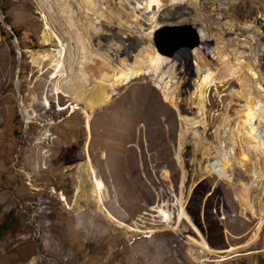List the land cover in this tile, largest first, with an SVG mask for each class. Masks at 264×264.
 <instances>
[{
	"label": "rangeland",
	"instance_id": "374dc122",
	"mask_svg": "<svg viewBox=\"0 0 264 264\" xmlns=\"http://www.w3.org/2000/svg\"><path fill=\"white\" fill-rule=\"evenodd\" d=\"M198 4L197 14L188 9L193 14L186 21L158 29L151 47L168 64L163 72L152 67L147 76L119 88L114 82L107 103L92 112L39 83L45 60L60 57L57 23L70 30L69 13L59 12L54 0H0V264H264V154L248 145L264 146V126L253 130L242 116L244 88L264 78L259 69L254 76L250 64L264 58V0ZM126 10L131 13L129 6ZM85 19L103 32L100 18L85 14ZM72 20L84 33V19L72 15ZM200 25L212 31L214 45L220 41V52L202 47L206 58L233 59V70L239 67L247 82L238 73L219 77L206 89L202 106H195L199 95L194 83L184 85L187 71L179 72L177 57L187 53L188 75L195 77L194 50L207 36ZM111 42L102 38L94 46L107 51ZM139 45L141 50L144 44ZM96 54L92 60L100 64L103 57ZM45 133L47 140L39 143ZM86 147L108 188V208L128 225L137 223L141 232L109 222L91 198L75 202ZM201 159L215 163L217 174L203 175ZM226 161L232 163L230 172ZM258 170L262 178L254 176ZM177 200L216 251L204 262L189 254L200 238L187 222H178ZM159 204L166 205L170 224L153 217L151 209Z\"/></svg>",
	"mask_w": 264,
	"mask_h": 264
},
{
	"label": "bare ground",
	"instance_id": "6f19581e",
	"mask_svg": "<svg viewBox=\"0 0 264 264\" xmlns=\"http://www.w3.org/2000/svg\"><path fill=\"white\" fill-rule=\"evenodd\" d=\"M166 3L167 0H121L120 5H118L114 0H54V4L59 12L67 11L69 13L66 17V23L68 24V28H70V30L66 28V30H64L62 24H60L56 19L59 23H57V30L61 36L60 38L62 43V49L59 52L60 57H57V59L53 60L50 58L48 60L49 62L45 60V63H43L44 67L42 68L39 83H47L50 87H52V93L55 96L61 98L60 96L62 95L63 97L68 98L69 101L72 100L79 105H84V110L86 109L93 112V110L97 109L99 106L107 103L109 97L108 90L113 86H116L114 85V82H117V87L119 88L122 85L129 84L134 79L147 76L152 67L156 68L157 70H160L161 67H163V69H161L162 73L168 64L164 65L165 60L163 57H160L158 49L151 47L154 43V38L158 35V29L168 26L169 23L174 24L180 21H186L193 14L188 10L189 8H192L195 14H197L196 12L199 11L198 0H174L171 2L173 3L171 7L164 8ZM128 6L131 8V13H128L126 10ZM100 11L102 12L100 13ZM60 14L62 15V13ZM85 14L97 16L102 20V23L105 24L102 33H98V29L94 28V26L85 19ZM72 15H76L77 17L80 15L81 18L84 19V33H80L74 28L75 25L72 20ZM200 27L203 28V25H200ZM202 31L206 32L207 36L201 38V44L194 50L196 60L198 62L195 77L193 76L190 78V75H188L190 72V62L187 58V53H179L177 57L180 62L179 72L184 70L187 71L184 85L194 83L195 93L199 95V98H197V101L195 102V106H202L206 89L209 88L215 80H218L219 77L221 79L225 78L224 75L233 76V73H238V77H240L244 83L247 82L246 79H243L246 78L244 77V74H241V71L238 70L239 67L233 70V59L231 60L229 57L228 60L220 59L218 54L219 57L217 58H219V61L215 63L206 58V56L202 53V47L212 48L213 51L217 53V51L220 52V41H215L214 45L212 31L206 28H203ZM70 32L73 34V37L71 36V38H68L67 36L71 34ZM84 34L86 35L88 42L86 41ZM140 34L142 35L141 37ZM102 38H109L110 42L112 41L114 43L107 51H103L100 48L94 46V42L96 40H101ZM50 41L52 42V34L49 33L46 34L45 44H50ZM87 43L90 45L92 50H90V48L87 46ZM141 43L144 45L146 43L149 44L151 50L144 48V45L141 50H138V45ZM259 46L260 45L257 47ZM94 52L97 53L96 55L104 58H102V62L100 64L92 60ZM134 53L137 54L134 55ZM154 54L159 57L157 58L158 60L156 59L157 61L154 60ZM253 55L256 56L255 51ZM121 56H125L126 59L135 58V62L129 65L127 60H121ZM240 58L235 57L236 62L238 59L239 65H241V67H243L245 70L247 67L249 68V65L251 64L257 72L254 74V76L259 74V70L261 72L264 71V58L260 60L259 65L257 64L255 58H253V60L250 61V64L247 65L240 61ZM159 59L161 62H158ZM152 61H156V63L153 64ZM221 64H225L224 66L227 68H225V72L220 74L218 69ZM64 66H67V69H64ZM112 69L114 73L112 72ZM262 83H264V78H261L259 82L257 81L255 85L252 86L253 88H244L242 93L244 99L246 100V105L243 109L242 116L245 117L246 122L253 123V130L261 129L264 126V110L261 109V107L264 108V84L262 85ZM165 97L169 101L172 99L167 95H165ZM48 98V96L45 98L44 103L46 105L49 104ZM77 107H75L74 110ZM60 110L62 109L60 108ZM86 115V126L88 130L87 142H89L92 137V126L90 122V115H88L87 112ZM41 125L43 126L44 124L41 123ZM47 138V133H45L41 137L39 136L38 142L44 143ZM248 145L249 147L251 146L253 149H255L257 153L261 152L264 154L263 144L260 143L258 145H254L251 141H248ZM87 149L88 147H86V151ZM221 151L222 150H220V152ZM86 157V161L81 164L79 169L80 185L76 191L75 202L78 203L79 201L86 198H91L97 204L96 210L101 213L109 222H113L119 227L127 228L128 231L131 232H141L138 229V226H136L137 223H135L134 226L128 225L126 222L116 217L108 208L106 198V192H108V188L98 177L97 170L93 165L89 151H87ZM233 159L234 158H232V160ZM236 161H238V159ZM198 163L200 166H202L201 169L203 171V175L217 174V170L214 167L215 163L213 164L208 162L205 164L206 161H203V159L199 160ZM225 163H227V161ZM204 164L205 166H203ZM231 164L227 163L228 172L232 171L233 167ZM261 170H258V172L254 171V176L262 178L263 175H261ZM250 172H253V169H251ZM220 177L222 178V176ZM65 202L68 208H72L66 199ZM175 205L178 206L179 210L178 222L180 224L187 222V224L192 227V229L198 234L200 238L199 240L195 239L198 249L190 250L189 254L200 263L206 261V255L213 253L215 254L216 251L211 248L200 230L193 223L192 219L185 210V205L179 200L176 201ZM151 210L155 212L153 217L160 218L162 223L170 224L172 222L171 215L168 213V209L166 210V205L159 204L158 206L153 207ZM263 221L264 219L262 220L261 224H263ZM256 237L257 234L255 235V238Z\"/></svg>",
	"mask_w": 264,
	"mask_h": 264
},
{
	"label": "water",
	"instance_id": "95a60500",
	"mask_svg": "<svg viewBox=\"0 0 264 264\" xmlns=\"http://www.w3.org/2000/svg\"><path fill=\"white\" fill-rule=\"evenodd\" d=\"M198 42V41H197ZM197 42L195 44H197ZM194 45H192L191 47H193ZM187 150H189V147L187 148Z\"/></svg>",
	"mask_w": 264,
	"mask_h": 264
}]
</instances>
